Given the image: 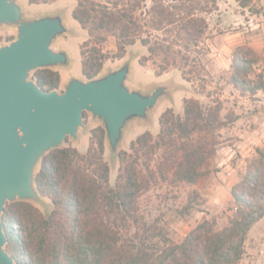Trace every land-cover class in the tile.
Masks as SVG:
<instances>
[{
	"label": "trees",
	"instance_id": "1",
	"mask_svg": "<svg viewBox=\"0 0 264 264\" xmlns=\"http://www.w3.org/2000/svg\"><path fill=\"white\" fill-rule=\"evenodd\" d=\"M27 1L38 5L55 0ZM75 1L71 17L87 34L79 46L84 78L98 76L105 62L121 60L128 47L139 44L146 50L139 64L151 61L156 75L174 68L189 83L204 80L203 60L210 52L206 16L218 9L217 0ZM234 1L242 8L250 3ZM110 38L113 52L104 49ZM259 62L252 47L236 46L227 83L242 95L264 92ZM33 78L45 91L60 85L54 70H37ZM220 113L219 103L204 107L194 98L183 101L182 115L165 110L155 137L145 132L130 143L129 152H119L113 186L101 127L91 130L84 153L71 146L51 150L35 172L36 189L50 201L51 211L44 215L17 201L2 214L5 250L14 264H242L248 234L264 217V146L246 160L232 186L233 206L229 214L224 212V225L218 226L216 218L204 219L174 241L165 224L148 222L140 212L139 199L151 179L194 185L208 173L205 165L218 144L215 133L231 122Z\"/></svg>",
	"mask_w": 264,
	"mask_h": 264
},
{
	"label": "rangeland",
	"instance_id": "2",
	"mask_svg": "<svg viewBox=\"0 0 264 264\" xmlns=\"http://www.w3.org/2000/svg\"><path fill=\"white\" fill-rule=\"evenodd\" d=\"M73 2L65 0L57 4L64 7L61 8L62 13L68 20L71 30L53 44L54 50L59 48L70 50L72 57L70 69H50L59 72L62 78L69 75L83 77L79 46L87 39V34L71 17ZM146 2L149 3L150 0ZM18 3L28 15H35L39 8H46L32 7L26 0H18ZM217 4L218 9L206 16L209 24L206 43L210 52L203 60L204 80L189 83L182 78L181 72L174 68H170L162 75H156V66L151 61L144 66L139 64V58L146 54V50L139 44L128 47L121 60L105 62L99 73L117 67L125 58L132 55L131 75L128 80L131 89L148 90L157 84L166 83L175 86L170 96L161 99L151 112L149 122L134 121L129 125L118 154L120 151L129 152L130 143L145 132L155 137L159 132L160 115L167 109H171L174 115H182L183 101L188 98L198 100L204 107L219 103L221 116L231 119L226 127L215 133L218 144L215 153L205 165L204 169L208 173L196 184H173L169 181L151 179L148 191L139 199L140 212L145 220L151 222L157 219L165 224L169 237L174 241H181L204 219L216 218L218 226L226 223L224 212L229 214L228 210L233 206L231 188L244 171L246 160L255 154L257 147L264 146V92L260 91L254 96L242 95L227 83L232 51L242 44H247L259 54L260 62L256 70L264 74V0H250L246 8L240 7L234 0H217ZM15 35V29L0 27V45L8 43ZM104 49L109 52L115 50L113 38L109 39ZM33 74L34 72L30 73L31 79H34ZM59 90L61 91L60 88ZM83 125L85 128H79L78 140L67 138L62 147L71 146L81 153L86 151L91 130L96 127L102 128V125L89 113H84ZM104 146V159L108 163L110 185L113 186L119 167L118 156L112 160L106 140ZM158 158V154L152 157L151 167ZM188 203L191 207L186 210L185 206ZM9 204L13 203L7 205ZM30 204L39 208L44 215L52 209L50 201L46 198H43L42 204ZM257 236L255 231H251L247 237L246 254L242 264H259L256 260L259 252ZM262 263L264 264V261Z\"/></svg>",
	"mask_w": 264,
	"mask_h": 264
},
{
	"label": "water",
	"instance_id": "3",
	"mask_svg": "<svg viewBox=\"0 0 264 264\" xmlns=\"http://www.w3.org/2000/svg\"><path fill=\"white\" fill-rule=\"evenodd\" d=\"M62 12L28 15L18 0H0V27L16 31L14 39L0 45V264H14L5 250V206L17 201L43 203L35 186L40 161L62 148L67 138L78 140L79 128H85L84 113L101 123L113 160L129 125L149 122L160 100L175 88L166 83L131 89L130 55L91 79L69 75L61 91L41 89L30 73L72 66L69 50L53 49L71 32Z\"/></svg>",
	"mask_w": 264,
	"mask_h": 264
},
{
	"label": "crops",
	"instance_id": "4",
	"mask_svg": "<svg viewBox=\"0 0 264 264\" xmlns=\"http://www.w3.org/2000/svg\"><path fill=\"white\" fill-rule=\"evenodd\" d=\"M62 1H65V0H55V1L47 3V4H38V5H30V6H32V7H46V8H42V9L39 8L37 10V14L38 13H47V12H56V11L62 10L61 8H64V7H59L57 5ZM73 1H74L73 2V4H74L73 8H74L76 1L75 0H73ZM27 4H28V1H27ZM73 8H72V10H73ZM72 10H71V13H72ZM66 21H68V20H66ZM65 49H67V48H65ZM67 78L68 77L62 78V76L60 75V85H59L60 89L62 88L63 84L66 82ZM251 231H255V236L258 234V236L256 238L258 240L259 252L257 253L256 260L259 262V264H263L262 261H264V217L252 227L248 236L250 235ZM261 242H263V243H261Z\"/></svg>",
	"mask_w": 264,
	"mask_h": 264
}]
</instances>
